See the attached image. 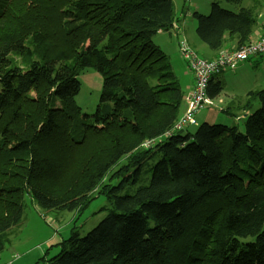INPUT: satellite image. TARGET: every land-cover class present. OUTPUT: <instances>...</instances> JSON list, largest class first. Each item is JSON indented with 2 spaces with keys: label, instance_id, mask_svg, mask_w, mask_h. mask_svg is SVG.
I'll return each instance as SVG.
<instances>
[{
  "label": "trees",
  "instance_id": "16d2710c",
  "mask_svg": "<svg viewBox=\"0 0 264 264\" xmlns=\"http://www.w3.org/2000/svg\"><path fill=\"white\" fill-rule=\"evenodd\" d=\"M226 2L238 9L193 13L216 53L231 37L252 42L259 23L255 5ZM175 14L173 0H0V254L26 195L73 211L99 189L110 212L85 236L75 226L49 264H264V89L247 95L244 131L203 122L165 136L185 94L153 37ZM89 67L103 77L93 120L75 101ZM223 88L212 78L207 95Z\"/></svg>",
  "mask_w": 264,
  "mask_h": 264
},
{
  "label": "rangeland",
  "instance_id": "374dc122",
  "mask_svg": "<svg viewBox=\"0 0 264 264\" xmlns=\"http://www.w3.org/2000/svg\"><path fill=\"white\" fill-rule=\"evenodd\" d=\"M177 11H180L182 6L185 11L188 9L193 12H199L202 14H209L211 11L212 3L217 1L223 8L231 9L226 4L225 0H173ZM245 0L244 5L249 6ZM188 20L196 22L194 16ZM199 38V37H198ZM26 44L31 46L35 51L38 47L35 45L31 37L26 38ZM176 57L181 61V57L176 52ZM11 65H19L26 67V59L19 52V50L10 52ZM183 61V59H182ZM181 61V62H182ZM250 62L246 65V68L237 69L235 71H223L218 76L220 80H223L224 89L222 90L221 96L224 100L222 105L226 107L236 109L240 103H243V95L258 87V89H264V72H260L258 68H254ZM264 61L261 60L260 66L263 65ZM259 66V67H260ZM250 71H245L249 70ZM259 73L258 77H253V73ZM225 74V76H224ZM81 91L76 96L75 101L82 110V115L88 120H93L96 114L97 106L101 95V86L103 83V77L98 70L95 68L84 69L80 76ZM1 87V86H0ZM232 99V100H231ZM232 104L228 106V102ZM259 107V104L258 106ZM256 107V108H257ZM235 111V110H234ZM234 112L229 114L227 111H223L215 106H205L197 114V124L189 127L192 132L199 127L203 122L211 124H226L236 125L240 131H244L245 116L243 118H236ZM250 112H246L248 115ZM46 147H49L50 143L46 142ZM49 144V145H48ZM52 153V152H50ZM54 155V153H52ZM127 164L126 157L122 158L120 162L115 165L104 177L103 184L109 181L112 173L116 172L121 166ZM132 171V170H131ZM152 173L148 172L145 174V183H148ZM121 178L115 180L114 185H118ZM136 186H128L122 194L133 193ZM97 189L92 199L87 203L86 206L77 208L76 210H59V209H43L37 206L30 198L26 195L24 206H23V218L19 225H17L7 243L5 250L0 254V263L5 261L7 257L13 255L12 260L14 264H49L50 257L59 253L60 242L64 238H68L75 226L78 227L81 236H85L90 230H92L101 220H103L112 208L111 201L103 194H98ZM241 242H249L254 240L253 236L241 237Z\"/></svg>",
  "mask_w": 264,
  "mask_h": 264
},
{
  "label": "crops",
  "instance_id": "0c3cea01",
  "mask_svg": "<svg viewBox=\"0 0 264 264\" xmlns=\"http://www.w3.org/2000/svg\"><path fill=\"white\" fill-rule=\"evenodd\" d=\"M226 2V0H225ZM245 0H243L244 4ZM249 6H256L259 10V23L256 25L254 32L252 34V40L255 41L257 40L262 34H263V28L261 26V20L264 19V0H248L246 2ZM175 4V3H174ZM226 4H228L226 2ZM232 10H237V6H233L231 4H228ZM175 20L173 27L170 29V31H159L156 35L153 37V41L159 45L168 55H170L171 60H172V67L174 72L179 78L181 89L184 92V94L187 93V91L191 88L194 82L193 74L188 67L187 62L181 57L180 54V48H179V41L182 38H187L188 42L190 43V46L195 50L200 56L205 57V58H213L216 56L218 53L214 52L211 50L206 43H204L200 38H198L197 32H196V27H197V21L193 22L191 20H188L190 17L193 16V13L191 10L185 11V8L182 6L180 11L176 10L175 7ZM238 40L236 37H231L228 39L226 42L225 46L222 48V50H235L237 48ZM176 52L179 53L180 57L183 59L178 60L176 57ZM261 60L264 61V55L257 57L253 59L250 62H253L251 65H253L254 68H258V70L262 73L264 72V63L263 65L260 66ZM250 62L244 63L240 65L237 69H242L246 68ZM246 66V67H245ZM260 66V67H259ZM235 69V70H237ZM235 70H225V71H235ZM245 71H250L245 70ZM223 72H221L222 74ZM253 73V71H252ZM220 75L216 74L213 78L220 80L218 77ZM259 73H253V77L257 78ZM225 76V74H224ZM224 83L223 80H220ZM224 89V88H223ZM253 90H258V87H253L250 91ZM248 91L246 94H244L242 97L243 103H240L238 106H236V109H232L227 107H224L222 103L224 102L221 93L214 99H211L213 101V104L211 106H215L223 111H227L229 114H233L234 112H239L236 114V118H243L244 116L246 117L245 113L246 110L243 108V105L246 101L247 95L250 92ZM232 100V99H231ZM232 104L228 102V106ZM183 110V106L181 108V111ZM235 110V111H234ZM190 130V129H189ZM188 130V131H189ZM10 256L5 259V261L1 262L0 264H5L7 262H10L13 258V255L9 254ZM14 260L12 264H14Z\"/></svg>",
  "mask_w": 264,
  "mask_h": 264
},
{
  "label": "built area",
  "instance_id": "2783aa9c",
  "mask_svg": "<svg viewBox=\"0 0 264 264\" xmlns=\"http://www.w3.org/2000/svg\"><path fill=\"white\" fill-rule=\"evenodd\" d=\"M262 27L263 34L257 40L235 50H221L213 58L200 56L190 46L187 38H182L179 41L180 54L187 62L193 74L194 82L184 96L183 110L171 129L165 133V136L187 132L190 126L197 124L196 117L199 111L205 106L213 104L207 95V87L216 74L224 70H235L240 65L264 55V22ZM152 142L153 140H149L143 146L148 147ZM12 262L13 260L5 264H12Z\"/></svg>",
  "mask_w": 264,
  "mask_h": 264
}]
</instances>
